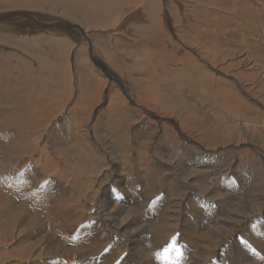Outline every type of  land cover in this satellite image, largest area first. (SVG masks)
Listing matches in <instances>:
<instances>
[{
  "label": "bare ground",
  "instance_id": "1",
  "mask_svg": "<svg viewBox=\"0 0 264 264\" xmlns=\"http://www.w3.org/2000/svg\"><path fill=\"white\" fill-rule=\"evenodd\" d=\"M147 1L0 0V264H64L61 259L70 250L74 252L75 256H72L74 260L71 264H89L92 260L93 264H105L106 260H108L107 264H158L166 259L158 258L157 253H163L166 244L170 241H174L175 247H179L187 258L178 259L175 256L171 259L175 264H216L217 258L221 252L225 251L226 247H229L225 252L228 264L244 263L242 251L244 247L249 254L264 255V230L256 232L249 229L253 220L264 218V163L260 162L261 166L256 165L254 172L248 176L247 179L252 180L248 191L241 193L242 195L240 194L238 197H233L222 189L225 183L224 179L233 175L230 164L235 163L234 161L238 159L237 156L231 157L232 163L230 164L223 162L218 163V166L215 163L214 165L208 164L200 154V145H198L200 150L197 149L198 153L193 144H185V141L183 145L179 141L180 143H177L171 152L170 147L173 141L166 135L169 132H163L157 124H154L155 129L153 130L155 135L158 134L159 137H162V139L160 138L161 143H157L153 133L152 136L150 134L152 140L146 144L142 141L144 134L137 130L136 126L129 127L127 125L128 119L133 120V117L130 116L132 113L117 112L118 108L116 112L113 109L111 112L109 111L110 108L108 109L107 105L110 102L114 104L113 106L118 105L114 100L115 96L108 98L106 112L104 108H101L106 114L105 120L100 118L99 114L95 115V120L100 123L99 126H104V129L110 128L109 130L112 128V134H118L117 140L114 139L115 135L112 139L107 134L110 140L117 141L113 143L107 137H102L105 135L102 132L103 129L94 128L90 112L83 113L87 117H83L81 114L77 118L76 112H71L66 117H64L66 114L54 116L55 118L53 116L48 118V113L45 110L35 113L38 109L30 97L35 85H40L37 90L42 91L47 88L55 90V93L56 91L59 93L61 91L68 92V88L71 87L77 91L76 100L80 99L83 102L85 97H90L89 100L91 98L97 100L96 98L101 96L104 101L102 89L107 78L103 80V86L100 84L101 87H98L92 67L87 61L89 54L87 56L86 54H75L77 51H83L87 44L95 46V54L103 58L100 60L104 61L111 74L112 72L117 73V66H119L117 63L119 62H126L129 67H134L137 64L141 67V71L142 67L146 66V73L150 70L154 71L145 64L148 62L147 59H151L148 51L142 53L137 50L138 52H131L130 56L124 55L119 51V43H116L120 35L110 31L106 32L108 28L102 29L104 31L100 32L95 31L98 28L108 27L110 22L124 26V23H120V21L133 20L132 12H129L131 8L141 7L150 2ZM225 1L227 2V0ZM235 1L237 5L243 6V16L245 15V18L246 15L250 16L253 10L251 2L249 0ZM166 2L163 3L165 6ZM175 2L180 4L176 0ZM219 2L221 4V1ZM149 5L150 9L152 5L150 3ZM189 6L190 8L194 7L198 12L199 15L196 18L202 19L207 13L206 7L200 8L199 5L192 4ZM248 6L252 10H249ZM158 8L160 10V7ZM149 13L150 16L154 14L153 12ZM142 15L141 13L139 16ZM224 15L226 14L223 13ZM154 23L157 22L151 24ZM111 25L109 28L112 27ZM76 26L78 28H75ZM113 26L117 28L116 25ZM153 26L157 27V25ZM81 27L87 29L89 33L84 34L87 41L81 35V33H85ZM146 27L140 29L136 27L137 32L142 29L147 31ZM63 29L74 37L79 34L80 38L72 39L68 34L64 36V33H61ZM34 32L42 33L35 35ZM131 34L133 35V32ZM114 35L118 37L113 44ZM252 45L249 49H254ZM249 49L246 48L247 54L242 60L250 66ZM10 50H14L13 53H10ZM15 53L22 54L21 58L17 60ZM174 54L176 55V52ZM24 56L30 58L32 62ZM108 56H110V62L107 61ZM171 56L174 57V55ZM166 58L168 57H163L164 60ZM100 60L97 66L103 70V63ZM33 62H36L41 81H32L28 77L31 72L30 64ZM166 62L168 63V61ZM93 69H96L98 74L103 73L102 70L99 71L98 67ZM194 69L193 64H189L187 67L184 65L183 69L182 67L178 70L173 68L172 74L176 78L178 75L180 77L177 82L175 81V84L169 80L170 82L161 81V84L154 85L163 76L159 75L158 78L156 73L150 72L149 74L152 75L147 77V80L138 78L137 76H140L138 74L135 76L137 79L132 81V74L127 70L123 72L128 74L127 80H122L130 82L134 86H140L139 92L145 94V96L138 95L140 102L147 101V104L152 102L158 107H169L174 94L181 92L180 85L183 86V84L180 79L186 77L188 81L189 78L194 79L196 77ZM119 72L118 75L121 74ZM142 73L143 71L141 75ZM146 75L144 76L146 77ZM178 84L180 87L177 86ZM172 87L174 88L172 89ZM130 89L128 90L130 91ZM12 93L15 95H11ZM49 97L52 99L53 95L52 98ZM54 97H56L55 94ZM228 97L230 98V96ZM59 99H53L55 104L60 102ZM53 100L51 101L54 102ZM174 101L176 104V99ZM186 106L188 107L187 104ZM142 107L144 108L145 105ZM146 107L149 116H156L157 113L149 111ZM101 110L98 109L99 112H102ZM192 110L194 111V109ZM37 114H43L44 118L34 120L33 116ZM196 114L191 112L186 117L190 121L197 120L200 117L198 118ZM147 122L148 120L145 123L141 121L143 124ZM83 124L84 127L87 124L91 125V131L89 125L84 128ZM126 126L128 129L125 128ZM35 130L40 131L35 132ZM147 130H150V127H147ZM223 131L218 135L229 139L228 133L223 134ZM234 131L237 135L241 134L236 129ZM243 134L245 135L246 132ZM169 141L172 143L170 144ZM114 143L115 146L112 145ZM109 145L115 147L116 153ZM97 147L101 151L97 149L95 152ZM189 154L193 156H187ZM183 157L187 163H184ZM212 166L214 167L211 169ZM204 168L211 169V171L206 172L205 170L204 173ZM240 168L239 173L242 169H247L241 163ZM196 172L203 174L202 177H198L200 180L198 186H194ZM243 174L240 173L242 176ZM170 178H173L174 181ZM164 182L169 185L168 192H163L161 189ZM255 192L257 193L254 194ZM241 198L244 203L241 210H237L233 206L226 209L227 207L225 208V205L222 204L223 202L232 204L235 201L236 206L239 207ZM121 200H124L126 204H119ZM214 201L222 204L220 208L210 207ZM190 210L199 211L204 216L201 217L202 223L190 216ZM205 220H207L206 225ZM146 227L148 231L151 233L154 231L153 234L156 235H153L154 237L152 236L153 238L143 246L140 236ZM188 230L190 233L185 234ZM247 234L250 236L255 234L259 242L263 243H258L255 246L253 240H257L248 238ZM242 236H244L242 248L227 245L233 243L237 238L241 240ZM189 241L195 242V245H192L193 250L188 247ZM81 251L85 252L83 257ZM172 252L174 255V250ZM167 262L165 261V263Z\"/></svg>",
  "mask_w": 264,
  "mask_h": 264
},
{
  "label": "rangeland",
  "instance_id": "2",
  "mask_svg": "<svg viewBox=\"0 0 264 264\" xmlns=\"http://www.w3.org/2000/svg\"><path fill=\"white\" fill-rule=\"evenodd\" d=\"M148 1H150V2H148ZM148 1H147L148 4H144L141 7L140 6L139 7L134 6L131 8V10L129 12L130 13L132 12L131 13L133 16L132 17L133 20H131L132 22L127 21V20L126 21L125 20L120 21V23H122V22L124 23V26H121L119 23L112 24L110 22V24H108V27L98 28L99 30L95 29V31L100 32V31H104L108 28L106 30V32L110 31L112 33H116V35H120L119 37L117 36L118 39H117L116 43H119L118 44L119 51L121 53H124V55H126V54L129 55L131 52L141 51L143 53L145 51H148V53L151 55V59H147L148 62H145V64H147V66L152 68V70H154V71L151 72V70H150V71H148V73H146L145 72V71H147L146 66H143L142 67L143 73L141 75V72H142L141 67L138 66L137 64H135L134 67H129V66H127L128 64L126 62H122V63L119 62V63H117V65H119V66H117V70H116L117 73L112 72V74H111V71H108L109 68L106 66L104 61L100 60V58H102V57H99L98 55L95 54V46L92 47L91 45L89 46L86 43L87 46L83 49V51H81V52L77 51L75 54H77V55L79 53L80 54H86V56L89 54L87 56V61L89 62L90 66L92 67V70L94 72V77L96 78L95 82L98 84V87L103 86V83H104L103 80H105L107 78L106 79L107 82L102 89V91H103L102 94L104 95V101H103L101 96H99L101 98H99V97L96 98L97 100H95V98H91L89 100L90 97H85L83 99V102L80 101V99L76 100L77 91H76V89L71 88V87L68 88V92L67 91H63V92L61 91L62 94L59 93V91H56V93H55V90L47 89V88H45L46 90L45 89L42 90L43 91V93H42V91L37 90L38 88H40V85L39 86L35 85V89H34V91H32L33 94H31L32 96H30V97L33 99V102H35V104H36L35 107L38 110H41V111L36 110L35 113L36 112H42V111L44 112V110H45V112L48 113V118H51L52 116L57 117L58 115H61V114H63V115L66 114L64 116V117H66L71 112H76V115H77L76 118H77L81 114L83 117L84 116L87 117V115H84L83 113L90 112L92 114L91 115L92 116L91 122H92V125H94V128L100 127L101 129H103L105 131V132L102 131L103 133H105V135L103 134L104 136H102V137L108 138V136H109L110 138L113 139L114 138L113 136L115 135L114 139L117 140L118 134H116L115 132H113L115 134H112V131H113L112 128H111V130H109L110 128H105L106 129L105 130L104 126H102V125L99 126L100 123H99V121L95 120V115L99 114L100 118H103L105 120L106 114L104 113V111L107 110V107H108V109L110 108V110H109L110 112L112 109L115 110V112H116V109L118 108L117 112L123 113L125 111L124 114H126V113L131 114L132 113L130 116L133 117V120L128 119L127 125L129 127L136 126L138 128L137 130L141 131L142 134H144V135L141 134L143 136L142 141L146 142V144H149L150 141L152 140L151 136L153 133H154L153 137L155 140H157V143L158 142L161 143L160 138L162 139V137L161 136L159 137L158 134L155 135V132L153 130V129H155L154 124H157L161 127L163 132H165V133L169 132L166 135L168 136V138L170 140L173 141V143L171 141H169L170 144L172 143V146L170 147L171 152H173L172 148L175 147L177 145V143L181 142V145H183L184 141H185V144H193L194 147L196 148L195 151H197L198 153L201 150L200 154L206 160V162L208 164L214 165V163H215L216 166H218V163H221V162L226 163V164H230V163H232L231 157L237 156L238 159H236V160L234 159L235 163H233V165L230 164L232 167L233 175L231 174L224 179L225 183H224V187H223L222 191L227 192L228 195H232L233 197L234 196L238 197V195H240L241 193L242 194L246 193L248 191V188L251 187L252 180H249L247 178H248V176H250V173L254 172V170L256 169V165L261 166V163H264V0H249L251 2V6L253 7V10L251 9L250 6H248L249 10H252V13L250 14V16L246 15V18H245V15L243 16V11H242L243 6L237 5L235 0H227V2L225 0H196L198 3L195 0H189V1L186 0L187 3L185 0H176L180 4L176 3L175 0H148ZM172 1H173V3H172ZM219 1H221V4ZM164 2H166V4L168 6L167 5L165 6L163 4ZM149 3L152 5L150 9H149V7H150ZM162 4H163V6H162ZM190 4L195 5V6L199 5L200 8L206 7L207 13L205 14V16L202 17V19L200 17L196 18V16H198L199 14H197L198 12H196V9L194 7L190 8V6H189ZM184 5H185V7H184ZM158 7H160V10ZM149 12H153L154 14L152 16H150L151 14ZM141 13L143 15L140 17L139 15ZM223 13L226 15L223 16ZM123 18H124V15H123ZM153 18L155 19L154 21H153ZM155 21L157 23L151 24ZM159 22H161L162 24ZM163 22L165 25L163 24ZM192 24H195V25L193 26ZM110 25L113 28L112 27L109 28ZM113 25H116L117 28H115ZM153 25H157V27L153 26ZM162 25H164V26H162ZM191 26H193V27H191ZM78 27H79V25H78ZM78 27L76 26L75 28H78ZM136 27L139 29L141 27L142 28L146 27L148 30L146 31V30L142 29V30H140V32H137L138 29ZM81 28H82V31L85 32V33H81V35L85 39L84 34L88 33L87 29H85L84 27H81ZM102 29H104V30H102ZM197 29H198V31H196ZM82 31H80V32H82ZM92 31H94V30H92ZM177 31H179V32H177ZM132 32H133V35L131 34ZM150 32H152V33H150ZM41 33L40 32L39 33L34 32L33 34L36 35V34H41ZM61 33H64L63 34L64 36H66L68 34L69 36H71L72 39H79L80 38L79 34H77V36L74 37L72 34H70V32H68L64 29L61 31ZM253 34H255V35H253ZM255 36H257L259 38L257 39V37H255ZM117 37H115V35H114L112 40H114V42H115ZM125 39H126V41H125ZM253 42L255 45L253 44ZM251 45L254 47L255 50L249 49ZM257 46H258V48H257ZM86 48H87V50H86L87 52L85 51ZM129 48H130V50H129ZM246 48L249 49L248 51H250L248 53V54H250L249 55L250 56L249 59L251 61L250 66L246 65L245 62L242 60V58L244 56H246V54H247ZM131 49H132V51H131ZM142 50H144V51H142ZM161 50H162V52H161ZM13 51L14 50H10V53L11 52L13 53ZM175 52H176V55L174 54ZM14 55H16V59L18 60L21 58L22 54L19 55L18 53H15ZM171 55H174L175 58ZM162 56L168 57V58H166L164 60ZM24 57L28 58L26 56H24ZM98 57H99V59H97ZM92 58L95 60H93ZM107 58H108L107 61L110 62L111 61V60H109L110 56H108ZM28 60L30 61V58H28ZM99 60L103 63L102 66H103L104 71L99 66H97V64L100 63ZM166 61H168V63ZM169 61H172V63H169ZM30 62H32V61H30ZM94 64H96V65H94ZM189 64L194 65V68H195L194 72H195L196 77L194 79L189 78L190 79L189 81L187 80L188 79L187 77H186L187 79L181 78L180 79L181 81L179 80L183 84V86L180 84H178L177 86H179V85L181 86V87L179 86L180 90L184 94H182L181 92H178L177 94L175 93L174 96L172 95L174 98L172 99L173 101L171 102L169 107H158V106L154 105V103H152V102H149V104H147L148 103L147 101L146 102L143 101L144 102V104H143L142 101L141 102L139 101V97H138V95H141V94H143L142 96H145L144 93L139 92V89L141 90L140 86L139 85L134 86L130 82L127 83L126 81L124 82V80H122V79L127 80L128 74L123 73L124 71L127 70V71H130L129 72L130 74H132L131 75L132 81L133 80L135 81V79H137V77L140 79H142V78L146 79L147 77L149 78V77H151L152 74L156 73L158 75V78H159V75H160V77L163 76V78H161L157 82H155L154 85H156L158 83L161 84V81H169V80L174 82V84H175V81L177 82L178 78H180V77L178 75V77L176 78V76L174 74H172L173 68H177V70H178V68L180 69L182 67V69H183L184 65H185V67H187ZM3 65H5V64H3ZM110 65L113 66V64H111V63H110ZM30 67H31V72L28 74L29 79H32V81H41V76L37 70L36 62H33L32 64H30ZM97 67H98V69H100L99 71L102 70L101 72H103V73L98 74L97 70L93 69V68H97ZM125 68H127V69H125ZM135 69H137V70H135ZM132 71L136 72V73H133ZM37 72H38V74H37ZM118 72L121 74L123 73V74L122 75L119 74L120 75L119 76ZM149 72L152 74H149ZM169 72H171V73L169 74ZM215 73H217V74H215ZM102 74L103 75L105 74L104 75L105 77ZM138 74L140 76H144L147 74L148 76L146 75V77L145 76L140 77V76H137ZM211 74H213L214 76H212ZM135 76H137V77H135ZM26 77H27V75H26ZM131 79H129V80H131ZM100 84H101V86H99ZM74 87H75V85H74ZM154 87H156V86H154ZM173 88L174 87H172V89ZM128 89H130V91ZM117 93H118V95H117ZM162 93H165V92H162ZM54 94L56 97H54ZM109 94H110V96H109ZM4 95H5V93H4ZM11 95H15V93L14 94L12 93ZM52 95H53V98H52ZM58 95H60V96H58ZM49 96H51L52 99H50ZM111 96L112 97L115 96L114 100L118 105L113 106L114 104H111V102L109 101L110 102L109 104L111 105V107L112 106L113 107L111 108L109 104L106 107L107 100ZM146 96H149V95H146ZM228 96H230V98ZM66 98L68 99V102H67ZM53 99L54 100L59 99L60 100V102H58L59 104L57 102H56L57 104H55V101ZM175 99L177 102H180V103L176 102V104H175V101H174ZM51 100H53L54 102H52ZM189 100H190V102H189ZM75 102H76V104H75ZM87 103H88V106H86ZM141 104L145 105V107L147 106L146 108H148L149 111L155 112L158 115L155 114L156 116H154V115L149 116L147 110L145 109V107L143 108L142 107L143 105H141ZM186 104L188 105V107L186 106ZM176 105H178V106H176ZM182 107H184V108L182 109ZM101 108H104V111L101 110ZM98 109H99V111L101 110L103 113L99 112ZM120 109L122 111H119ZM192 109H194V111H196V112H194ZM34 110H35V108H34ZM181 111H182V113H181ZM191 112L197 113L196 116L198 115L197 117L198 118L200 117V118L197 120H191V121L188 120L186 115H189ZM42 116H43V114H37V115H34L33 118H34V120H36L38 118L43 119L44 116L43 117ZM72 117H75V116H72ZM206 117H208V118L205 119ZM129 120H130V122H129ZM147 120H148V122L146 124H143ZM141 121L143 123H141ZM85 122H86V120L84 121V124H85ZM96 123L98 124V126ZM128 123H130V124H128ZM202 123H203V125H202ZM84 124H83V127H84ZM131 124H132V126H131ZM88 125L89 124H87L86 126H88ZM86 126L84 128H86ZM90 126L91 125H89L90 131H91L92 126L91 127ZM124 126H125V124H124ZM147 127H150V130H147ZM125 128L128 129L127 126ZM234 129L238 130L241 134L237 135L236 132L234 131ZM38 131H40V130H38ZM38 131L35 130V132H38ZM221 131H223V134L228 133L230 140L228 139V137H225V136L221 137L220 135H218V134H220ZM107 132H110V133H107ZM211 132H213L214 134ZM245 132L247 135L243 134ZM133 133L136 134L134 131H133ZM250 133H252V134H250ZM107 134H109V135L107 136ZM150 134H151V136H150ZM145 135H146V137H145ZM148 137H150V138H148ZM112 139L110 140L108 138V140H110V141H112ZM228 140H229V142H228ZM235 140H237V141H235ZM113 142H117V141L113 140L112 143ZM136 144L138 145V143H136ZM225 144H227V145H225ZM112 145L115 146V143ZM112 145H109V146L113 147ZM198 145H200V147H201L200 150L198 149ZM114 148L115 147H113V149ZM97 149H99V147H97L95 149V152H97L96 151ZM99 150L101 151V149H99ZM206 150H209L210 153L206 152ZM114 152L116 153L115 149H114ZM197 152H195V153H197ZM213 152H214V154H213ZM211 154H212V157H211ZM187 156H193V155L189 154ZM107 157H108V155H107ZM183 159L185 161L184 157H183ZM207 159H208V161H207ZM250 161H252L253 163L252 162L250 163ZM239 162L241 163L242 166L244 165L245 167H247V169L244 168V169H242V171H240V173H242V174L244 172L243 176L240 175V173L238 172L239 170H241ZM246 162H248V163L246 164ZM184 163H187V162L185 161ZM233 166H235V167H233ZM236 166H238V167H236ZM213 167L214 166H212L211 169ZM235 168H237V169H235ZM211 169L206 170L204 168V173H205V170H206V172H208V171H211ZM202 175H203L202 173H197V172L195 173L196 177L194 180H196V182L194 183V186H198L197 184L200 183V180L198 177H202ZM240 176H242V177H240ZM170 179L173 180V178H170ZM220 180H221V178H220ZM167 185H168V183H165V182L161 185V189L163 192H168L169 185L168 186ZM219 186H221V185H219ZM257 192H259V191H257ZM257 192H255L254 194H256ZM217 199H219V198L217 197ZM233 202H232V204H230L228 202H223V203L219 202V203L224 204L225 208L227 207L226 209H229L231 206L236 207L237 210H241L243 208L242 205L244 203L242 201V198L240 200L239 207H238V205L236 206L235 201H233ZM123 203L126 204V202L124 200H121L119 202V204H123ZM222 204L215 203V201H214V203L210 207L220 208V206ZM189 214H190V216H193L192 217L193 219H196L202 223L201 217H204V216L201 215L199 211H195V210L191 211L190 210ZM198 216H199V218H198ZM258 220L257 219L253 220L250 223L249 229H252L256 232L257 231H263L264 230V218H261ZM206 223H207V220H205V225H206ZM144 231H146V232H144ZM153 232L154 231H152V233L150 231H148L147 227H146V229L144 228V230L140 236V241H141L143 246L146 244V242H148L150 239H152L154 237L153 235H156L155 233L153 234ZM188 232H189V230L186 231L185 234L190 233V232L189 233ZM247 232H250V230L249 231L247 230ZM249 237L257 240V241L253 240L255 242V246L258 243H263V242H259V239L256 237L255 234L252 236L248 235V238ZM243 238H244V236H242L241 240H240V238H237V240L235 239V241H233V243L231 242L230 244H227V245H233V246H237V247L242 248V244H244ZM173 242L174 241H170V243L168 242L166 244L167 245L166 248H169L171 251V252L169 251L167 253L168 258L165 260L167 262L170 259L169 262H167L168 264L174 263V261L173 260L171 261V259H173L175 256L178 259H180L182 257L187 259L182 254L181 249L179 247H175L174 249L171 248ZM189 243H193V244H189ZM187 244H188L189 249L193 250V246L195 245V242L189 241ZM169 245H170V247H169ZM184 247L185 246L183 245V248ZM244 248L242 249L243 254H244L243 255V259H244L243 264H254V263L255 264H264V260H263L264 255L259 254L260 255L259 256L258 254H255V253L249 254L248 251L245 250ZM176 249H179L180 255H177ZM226 249L228 250L229 247H226L225 251L221 252L219 257L217 258L218 262H220L219 264H222V263L228 264V261L226 260V257H225V252L227 251ZM173 250H174V255L172 252ZM239 250H241V249H239ZM70 251H68V253L64 256V258L61 259V262H63L64 264H71L72 261L74 260V258H73V257H75L74 252L72 250H70ZM80 253H81L82 257L85 255V252H83V251H81ZM223 253H224V255H223ZM238 253H240V251H238ZM169 257H171V258H169ZM259 257H260V259H259ZM64 260H66V261H64ZM165 261L162 263L167 264V263H165ZM248 261H250V262H248ZM218 262H216V264H218ZM104 263L107 264L108 260H106ZM131 263H136V262H131ZM162 263L159 262L158 264H162ZM89 264H93V260Z\"/></svg>",
  "mask_w": 264,
  "mask_h": 264
},
{
  "label": "snow or ice",
  "instance_id": "3",
  "mask_svg": "<svg viewBox=\"0 0 264 264\" xmlns=\"http://www.w3.org/2000/svg\"><path fill=\"white\" fill-rule=\"evenodd\" d=\"M172 248H173V249L175 248V244H174V243H173V245H172ZM169 251H170L169 248H165L163 253H157V257H158V258L163 257L164 259H167V258H168V257H167V253H168ZM176 252H177V255H180L179 249H176Z\"/></svg>",
  "mask_w": 264,
  "mask_h": 264
},
{
  "label": "crops",
  "instance_id": "4",
  "mask_svg": "<svg viewBox=\"0 0 264 264\" xmlns=\"http://www.w3.org/2000/svg\"><path fill=\"white\" fill-rule=\"evenodd\" d=\"M114 41H112V43H113Z\"/></svg>",
  "mask_w": 264,
  "mask_h": 264
}]
</instances>
